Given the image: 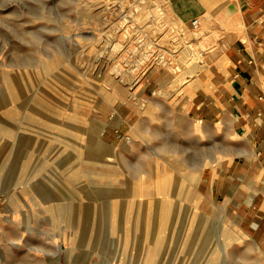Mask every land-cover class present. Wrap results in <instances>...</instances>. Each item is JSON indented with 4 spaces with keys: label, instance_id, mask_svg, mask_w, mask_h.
Listing matches in <instances>:
<instances>
[{
    "label": "rangeland",
    "instance_id": "374dc122",
    "mask_svg": "<svg viewBox=\"0 0 264 264\" xmlns=\"http://www.w3.org/2000/svg\"><path fill=\"white\" fill-rule=\"evenodd\" d=\"M194 36L169 0H0V264H264L183 113L145 105Z\"/></svg>",
    "mask_w": 264,
    "mask_h": 264
},
{
    "label": "crops",
    "instance_id": "0c3cea01",
    "mask_svg": "<svg viewBox=\"0 0 264 264\" xmlns=\"http://www.w3.org/2000/svg\"><path fill=\"white\" fill-rule=\"evenodd\" d=\"M169 8L195 32L203 64L175 93L146 94L145 105L160 100L161 110L183 113L187 139L209 150L212 184L228 179L221 199L264 249V0H169Z\"/></svg>",
    "mask_w": 264,
    "mask_h": 264
},
{
    "label": "bare ground",
    "instance_id": "6f19581e",
    "mask_svg": "<svg viewBox=\"0 0 264 264\" xmlns=\"http://www.w3.org/2000/svg\"><path fill=\"white\" fill-rule=\"evenodd\" d=\"M191 54H192V50L189 49V51L186 52V55L188 56V55H191ZM195 59H196V57H195ZM201 66H202V65H201V60L193 62L190 66H188V68H187L186 70H184V71L181 73L180 77L178 78V82H181V81H183L186 77H188V76H190V75L196 73V72L199 70V68H200ZM119 71H121V69H120Z\"/></svg>",
    "mask_w": 264,
    "mask_h": 264
},
{
    "label": "built area",
    "instance_id": "2783aa9c",
    "mask_svg": "<svg viewBox=\"0 0 264 264\" xmlns=\"http://www.w3.org/2000/svg\"><path fill=\"white\" fill-rule=\"evenodd\" d=\"M197 23H198V20H197V19H194V20L192 21V24H193L194 26H196Z\"/></svg>",
    "mask_w": 264,
    "mask_h": 264
}]
</instances>
